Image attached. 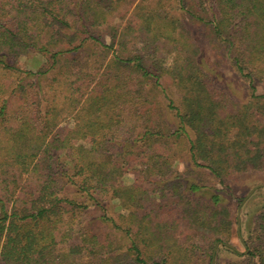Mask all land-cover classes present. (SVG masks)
Instances as JSON below:
<instances>
[{"label": "trees", "instance_id": "obj_1", "mask_svg": "<svg viewBox=\"0 0 264 264\" xmlns=\"http://www.w3.org/2000/svg\"><path fill=\"white\" fill-rule=\"evenodd\" d=\"M262 84L264 0H0V264H264Z\"/></svg>", "mask_w": 264, "mask_h": 264}, {"label": "rangeland", "instance_id": "obj_2", "mask_svg": "<svg viewBox=\"0 0 264 264\" xmlns=\"http://www.w3.org/2000/svg\"><path fill=\"white\" fill-rule=\"evenodd\" d=\"M192 33L194 34L197 41L202 42L204 41V34L198 33L199 30L197 29H191ZM207 42V41H204ZM202 46V53L205 58H207V52L208 49L205 44ZM206 48V49H205ZM163 51V50H161ZM211 62V60H210ZM28 67L32 68L34 67L33 60L27 61ZM216 69H218V72H212V77L215 78L216 85L219 89L218 91H225L229 95L234 96L237 99H245L248 96L247 89L245 85L241 82V80L237 77V75L234 73V71L224 64L223 66H217ZM259 93H264V84L259 86ZM184 167V163H179V168L182 169ZM133 177L132 176H126L125 182H132ZM230 183L233 185L234 192L230 193L227 198H229L230 203H234V207L236 206L239 198H244L243 203H245L247 200H245L252 190H254L259 185H264V172H254V171H248L242 174H236L231 179H229ZM219 189L223 188L222 185H218ZM264 188V187H263ZM227 192H229L227 190ZM255 193V192H254ZM253 193V194H254ZM231 194L233 196H231ZM252 194V195H253ZM251 195V196H252ZM250 196V197H251ZM248 197L247 199H249ZM260 199L262 198H255L252 202L253 205L259 204ZM239 205V204H238ZM241 206L242 203L238 206V215L241 213ZM183 233L184 227H182ZM235 245H237V249L240 251H243L244 245L243 243L235 240ZM236 248V247H235ZM227 259H231V256L226 252L222 251L221 253V259L220 261L224 262Z\"/></svg>", "mask_w": 264, "mask_h": 264}, {"label": "water", "instance_id": "obj_3", "mask_svg": "<svg viewBox=\"0 0 264 264\" xmlns=\"http://www.w3.org/2000/svg\"><path fill=\"white\" fill-rule=\"evenodd\" d=\"M261 187H264V185H259V186H257L254 190H252L251 191V193L249 194V196L248 197H250L258 188H261ZM247 197V198H248ZM247 198H246V200H247ZM239 218H240V213H239ZM239 222H240V219H239ZM240 225V224H239ZM240 227V226H239ZM240 229V228H239ZM219 245H220V243L218 242L217 244H216V247H215V250H214V258H213V264H214V260H215V254H216V251H217V249H218V247H219ZM228 246H230V247H232V248H235L233 245H228Z\"/></svg>", "mask_w": 264, "mask_h": 264}]
</instances>
